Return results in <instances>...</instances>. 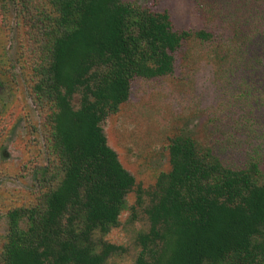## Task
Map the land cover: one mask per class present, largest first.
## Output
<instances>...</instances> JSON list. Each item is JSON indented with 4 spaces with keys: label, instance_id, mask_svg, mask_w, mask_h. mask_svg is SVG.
Segmentation results:
<instances>
[{
    "label": "trees",
    "instance_id": "trees-1",
    "mask_svg": "<svg viewBox=\"0 0 264 264\" xmlns=\"http://www.w3.org/2000/svg\"><path fill=\"white\" fill-rule=\"evenodd\" d=\"M9 1L28 34L29 96L46 162L36 171L34 201L6 212L0 264H115L124 248L106 235L135 179L102 123L128 99L133 78L170 74L185 41L213 34L175 30L167 10L137 2ZM232 45L214 46L220 63ZM167 153L169 169L148 193L133 264H264L260 165L227 163L196 130L174 134Z\"/></svg>",
    "mask_w": 264,
    "mask_h": 264
},
{
    "label": "rangeland",
    "instance_id": "rangeland-1",
    "mask_svg": "<svg viewBox=\"0 0 264 264\" xmlns=\"http://www.w3.org/2000/svg\"><path fill=\"white\" fill-rule=\"evenodd\" d=\"M124 1L167 10L175 30L204 29L213 38L185 41L170 74L133 78L128 99L102 123L107 143L135 179L118 226L106 235L124 248L115 264L135 261L148 193L158 173L169 169L174 134H206L227 163L256 161L264 172V0ZM219 43L237 45L224 64L213 53ZM31 62L22 17L0 0V239L7 210L34 201L36 171L46 162L40 116L29 96Z\"/></svg>",
    "mask_w": 264,
    "mask_h": 264
}]
</instances>
